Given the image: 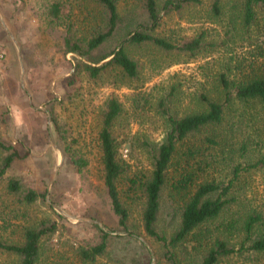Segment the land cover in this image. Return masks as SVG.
Segmentation results:
<instances>
[{"label":"rangeland","instance_id":"rangeland-1","mask_svg":"<svg viewBox=\"0 0 264 264\" xmlns=\"http://www.w3.org/2000/svg\"><path fill=\"white\" fill-rule=\"evenodd\" d=\"M53 2L61 5L56 22L47 16V8ZM116 3L120 26L101 47L104 52L117 47L133 30L139 14L136 13L140 10L138 0H116ZM231 3L232 0H224L223 15L219 19L212 18L209 0H202L200 6L191 5L168 16L162 15L160 27L155 31L160 36L173 40L204 32L206 36L198 54L180 57L178 63L153 73L149 72V56L142 51L135 52L134 58L143 69L141 79L146 80L138 92L148 99L151 109L141 119L131 117V104L127 99V95L138 92L126 87L85 86L88 101L98 105L108 95L115 94L130 114L128 124L123 127L120 123L117 127L126 140L119 149L120 156L127 162L125 176L135 178L141 172L147 175L151 171L150 158L141 143L152 146L161 140L162 125L154 108L158 98L167 94L172 86L177 88L173 103L179 112H183L192 94L201 86L206 88L204 78L208 77H203L204 69L209 74L223 73L229 81L264 72V50L257 48L261 38L255 35V26L245 34L237 18L231 22L234 18ZM102 21L103 10L94 0H0V108L5 106L7 114L4 124L0 123V139L10 142L20 155L5 176H17L25 187L43 193V197L39 196L35 202L23 205L16 196L5 192L3 184L6 180L0 184V238L18 239L25 227L50 219L56 225V232L42 240L36 264H84L76 251L99 240L93 224L108 233L106 252L95 264H144L148 256L151 264H165L160 246L145 237L141 229L142 202L136 199L138 195L129 202L121 191L123 199L129 203L128 230L136 240L128 239V232L117 224L116 216L109 209L99 179L100 166L94 158V119L89 115L85 126L81 127L77 123L79 109L60 106L63 95L68 92L66 80L72 75L74 60L78 59L77 56L62 55L64 33L69 30L73 39L85 42ZM227 33H230L229 37ZM55 100L54 115L58 127L67 130L66 143L69 144L71 139H77L81 146L85 143L91 163L83 175L76 172L64 156L59 134L50 123L47 109ZM258 110L263 121L244 131V135L251 136V141L245 143V152L238 149L243 140L240 136L234 143L235 149L229 153L230 159L229 156L222 158L216 151L209 152L213 154L210 156L213 165L206 169L212 177L227 181L234 163L246 165L264 157V110L261 106ZM169 175L174 176L175 172L171 171ZM125 182L120 183V190L127 189ZM240 182L242 191L236 194L264 211V168L245 173ZM170 183L171 180L162 190L158 217V226L166 232L176 219L169 207ZM257 230L264 233V223ZM187 257L190 261L191 256ZM17 263L15 256L0 252V264Z\"/></svg>","mask_w":264,"mask_h":264},{"label":"trees","instance_id":"trees-1","mask_svg":"<svg viewBox=\"0 0 264 264\" xmlns=\"http://www.w3.org/2000/svg\"><path fill=\"white\" fill-rule=\"evenodd\" d=\"M94 2L103 10L101 26L85 42L73 39L69 30L61 40L62 55L77 56L78 59L74 60L72 75L66 80L68 92L63 95L60 106L79 109L77 123L81 127L85 126L89 115L94 119V158L100 166L99 179L117 224L128 232V239L136 240L128 230L130 210L123 194L129 202L138 195L136 199L142 202L141 229L145 237L160 246L165 264H264V233L257 230L264 223V211L236 194L242 191L240 181L245 173L264 168V157L246 165L234 163L227 181H219L206 169L213 165L210 151L230 159L229 153L235 149L238 136L243 138L238 149L245 152V143L251 141V136L244 135V131L263 121L258 106L264 110V72L229 81L223 73L209 74L204 69L203 77H208L204 78L206 88L201 86L192 94L183 112H179L173 103L177 88L172 86L167 94L158 98L154 108L162 125L161 140L152 146L141 143L150 158L151 171L147 175L141 172L135 178L125 176L127 162L120 156L119 149L126 140L117 127L120 123L123 127L127 125L130 114L126 113L124 104L115 94L108 95L98 105L88 101L85 86L126 87L138 92L146 80L141 79L143 69L134 58L135 52L142 51L149 56L150 73L178 63L180 57L190 58L198 54L202 50L205 32L173 40L155 31L160 27L162 15L168 16L191 5L200 6L202 0H138L140 10L136 13L139 14L133 30L117 47L107 52L100 49L119 29L118 3L116 0ZM223 5L224 0H209L212 18L219 19L223 15ZM231 6L234 17L231 22L237 18L245 34L255 26V35L261 38L257 48L264 50V0H232ZM60 14V4H49L47 16L52 21H58ZM226 35L229 37L230 33ZM241 36L245 37L243 33ZM127 99L131 104L132 118L141 119L151 110L150 102L139 92L127 95ZM54 103L57 100L47 109L50 123L59 134L64 156L76 172L83 175L91 163L85 143L81 146L77 139L66 143L67 130L57 125ZM5 116L4 106L0 108L1 124H4ZM19 158L10 142L0 139V184L6 180L3 184L5 192L16 196L23 205H29L39 196L43 197V193L25 187L17 176H5ZM171 171L175 175L170 177ZM169 180V207H172L176 219L166 232L158 226V217L162 190ZM122 181L127 182L125 190L119 189ZM93 227L99 240L76 251V256L84 264H95L107 249V231L95 224ZM55 232V223L42 219L25 227L18 239L0 238V252L15 256L17 264H36L42 240ZM141 247L146 250L144 245ZM187 255L191 256L190 261ZM144 264H151L149 256Z\"/></svg>","mask_w":264,"mask_h":264},{"label":"crops","instance_id":"crops-1","mask_svg":"<svg viewBox=\"0 0 264 264\" xmlns=\"http://www.w3.org/2000/svg\"><path fill=\"white\" fill-rule=\"evenodd\" d=\"M2 103H3V101H2Z\"/></svg>","mask_w":264,"mask_h":264}]
</instances>
